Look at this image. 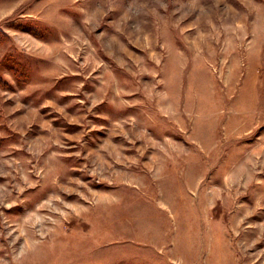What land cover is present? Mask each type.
I'll list each match as a JSON object with an SVG mask.
<instances>
[{"label":"rangeland","instance_id":"obj_1","mask_svg":"<svg viewBox=\"0 0 264 264\" xmlns=\"http://www.w3.org/2000/svg\"><path fill=\"white\" fill-rule=\"evenodd\" d=\"M0 264H264V0H0Z\"/></svg>","mask_w":264,"mask_h":264}]
</instances>
